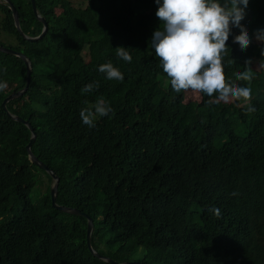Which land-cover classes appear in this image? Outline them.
Returning a JSON list of instances; mask_svg holds the SVG:
<instances>
[{
	"label": "trees",
	"instance_id": "1",
	"mask_svg": "<svg viewBox=\"0 0 264 264\" xmlns=\"http://www.w3.org/2000/svg\"><path fill=\"white\" fill-rule=\"evenodd\" d=\"M9 1L23 35L39 36L30 0ZM34 1L47 23L38 40L20 34L0 1V46L22 53L31 71L27 90L4 110V98L24 87L26 65L0 52V264H110L90 253L85 217L52 207L50 184L32 198L37 171L52 178L30 162L31 133L12 115L32 126L30 150L58 178L56 204L92 219L97 254L140 250V264H264V43L254 36L264 28V0H248L247 47L232 43V29L222 54L225 81L251 90L230 103L200 92V101H185L188 90L171 89L150 44L159 23L153 0ZM91 45L99 49L87 58ZM254 58L261 69L251 68ZM105 62L123 79H105L97 71ZM88 83L93 91L82 92ZM98 100L111 112L90 128L79 110Z\"/></svg>",
	"mask_w": 264,
	"mask_h": 264
},
{
	"label": "clouds",
	"instance_id": "2",
	"mask_svg": "<svg viewBox=\"0 0 264 264\" xmlns=\"http://www.w3.org/2000/svg\"><path fill=\"white\" fill-rule=\"evenodd\" d=\"M153 2L156 5L155 16L159 23L152 31L150 44L174 92L192 90L209 97L216 93L217 99L250 98L249 88L225 81L222 67V54L228 47L227 41L232 29H237L239 33L233 37L232 43L241 51L250 42L247 31L241 27L248 0H153ZM254 36L264 43V28L257 29ZM124 48L117 47V55L123 61L131 62L132 57ZM97 71L103 73L107 80L123 79L121 70L111 62L98 65ZM240 78L237 76V79ZM94 87V83H88L81 91L89 93ZM249 110L254 109L249 106ZM110 112V104L98 100L92 107L81 108L79 116L81 122L91 128L94 127L96 118L107 116ZM52 181L54 183L53 179ZM209 211L217 217L220 215V209L215 206Z\"/></svg>",
	"mask_w": 264,
	"mask_h": 264
},
{
	"label": "water",
	"instance_id": "3",
	"mask_svg": "<svg viewBox=\"0 0 264 264\" xmlns=\"http://www.w3.org/2000/svg\"><path fill=\"white\" fill-rule=\"evenodd\" d=\"M0 1L5 2V3L8 4V7H9V9L12 12L14 25H15L16 29L19 30L20 34L24 38L29 39V40H38L45 34V32L47 30V23H46V20L38 14V12L36 10V6H35V1L34 0H30L32 11H33L34 15L36 16V18L42 24V31H41L40 35L37 36V37H26V36H24L23 33L20 31V28H19L17 10L14 8V6L12 5V3L9 0H0ZM0 52L6 53V54H12V55H15L17 57H20L24 61L25 65H26V74H25L24 87L21 90H18L17 92H12L6 98H4V100L2 101V107H3L4 110H6V103L8 101L20 96L22 93H24L27 90L29 82H30V72L31 71H30L29 60L22 53L15 52V51H13V50H11L9 48H4V47H1V46H0ZM12 117L15 120H17V121L24 123L28 127V129H29V131L31 133L30 140H29L28 144L26 145V151L28 153V158H29L30 162L35 164V165H38L40 168H42L43 170L48 172L50 174L51 178L54 180V183H53V185L50 188V196H51L52 207L57 209V210H59V211L70 212V213H73V214H76V215H81V216H83V217H85L87 219L86 242H87V246H88V249H89L90 253L92 255L98 257V258H101V259L107 261L110 264H140L138 262L119 263V262H117V261H115V260H113L111 258L101 256L100 254H97L96 251L93 250V248L91 247V244H90V235H91V231H92V219L90 217H88L86 214L80 212L79 210H76V209H73V208H68V207L56 204L55 199H56V189H57V184H58V178H57V176H55V174L52 171H50L48 169L47 166H45L44 164L40 163L35 158V156L32 154V152L30 150V147H31V145L34 142L35 137H36V134H35L32 126L27 121H25V120H23V119H21L19 117H15L13 115H12Z\"/></svg>",
	"mask_w": 264,
	"mask_h": 264
},
{
	"label": "rangeland",
	"instance_id": "4",
	"mask_svg": "<svg viewBox=\"0 0 264 264\" xmlns=\"http://www.w3.org/2000/svg\"><path fill=\"white\" fill-rule=\"evenodd\" d=\"M58 11V10H57ZM246 9H245V17L244 20L241 22V24H244L246 22ZM2 40L4 39V35L0 36ZM7 40V39H6ZM99 46L98 45H91L86 50V56L88 58V55L93 58L98 51ZM263 67V64L258 59H253L251 62V68L254 70H259ZM185 101L187 100H193V101H200L199 93L196 91L188 90L185 94ZM225 102L230 103L234 101V98L228 97L226 99H223ZM200 121L206 122V119L201 117ZM39 173L38 175V184H36L34 190L31 193L32 198H36L38 195H40L41 192L44 191V189L47 187V185L50 184V187L53 185V181L48 183V180L46 179L45 175L37 171ZM44 175V176H43ZM59 217H63L62 214H59ZM105 255H107L108 258H111L119 263H133L138 262V260L141 258L140 256V250L136 251L135 253H128L126 250H114V249H103L101 250Z\"/></svg>",
	"mask_w": 264,
	"mask_h": 264
}]
</instances>
